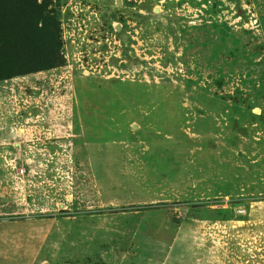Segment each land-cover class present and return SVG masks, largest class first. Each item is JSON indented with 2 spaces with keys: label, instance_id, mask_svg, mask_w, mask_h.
<instances>
[{
  "label": "rangeland",
  "instance_id": "1",
  "mask_svg": "<svg viewBox=\"0 0 264 264\" xmlns=\"http://www.w3.org/2000/svg\"><path fill=\"white\" fill-rule=\"evenodd\" d=\"M35 1L60 62L0 79V264H264V0Z\"/></svg>",
  "mask_w": 264,
  "mask_h": 264
},
{
  "label": "trees",
  "instance_id": "2",
  "mask_svg": "<svg viewBox=\"0 0 264 264\" xmlns=\"http://www.w3.org/2000/svg\"><path fill=\"white\" fill-rule=\"evenodd\" d=\"M54 31L55 40H52ZM57 31L58 22L45 5L35 0H0V79L51 67L53 64L28 66L26 57L43 54L44 51L54 63L60 62ZM52 41L55 44L51 51H47V44Z\"/></svg>",
  "mask_w": 264,
  "mask_h": 264
}]
</instances>
